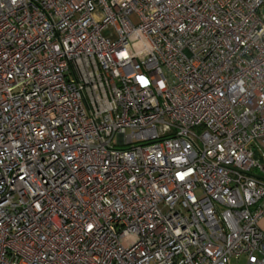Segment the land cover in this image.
I'll list each match as a JSON object with an SVG mask.
<instances>
[{
    "label": "built area",
    "instance_id": "obj_1",
    "mask_svg": "<svg viewBox=\"0 0 264 264\" xmlns=\"http://www.w3.org/2000/svg\"><path fill=\"white\" fill-rule=\"evenodd\" d=\"M262 160L264 0H0V264H264Z\"/></svg>",
    "mask_w": 264,
    "mask_h": 264
},
{
    "label": "rangeland",
    "instance_id": "obj_2",
    "mask_svg": "<svg viewBox=\"0 0 264 264\" xmlns=\"http://www.w3.org/2000/svg\"><path fill=\"white\" fill-rule=\"evenodd\" d=\"M132 21L134 22V23H136L137 22V18H135V17H132ZM262 164H264V160H262ZM230 264H244V259H239V260H235V259H233L232 261H231V263Z\"/></svg>",
    "mask_w": 264,
    "mask_h": 264
},
{
    "label": "crops",
    "instance_id": "obj_3",
    "mask_svg": "<svg viewBox=\"0 0 264 264\" xmlns=\"http://www.w3.org/2000/svg\"><path fill=\"white\" fill-rule=\"evenodd\" d=\"M259 227L262 231H264V220L259 223Z\"/></svg>",
    "mask_w": 264,
    "mask_h": 264
}]
</instances>
